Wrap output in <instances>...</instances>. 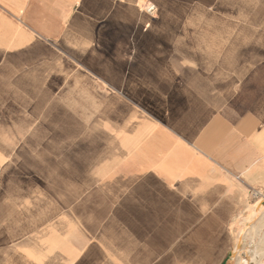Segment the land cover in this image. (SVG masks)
<instances>
[{
    "label": "crops",
    "instance_id": "0c3cea01",
    "mask_svg": "<svg viewBox=\"0 0 264 264\" xmlns=\"http://www.w3.org/2000/svg\"><path fill=\"white\" fill-rule=\"evenodd\" d=\"M141 1L167 21L188 3L0 0V84L19 70L27 93L83 102L36 125L34 155L4 158L0 264H227L249 194L264 210V60L220 77L219 61L157 43ZM175 244L195 256L166 255Z\"/></svg>",
    "mask_w": 264,
    "mask_h": 264
},
{
    "label": "rangeland",
    "instance_id": "374dc122",
    "mask_svg": "<svg viewBox=\"0 0 264 264\" xmlns=\"http://www.w3.org/2000/svg\"><path fill=\"white\" fill-rule=\"evenodd\" d=\"M172 1L177 3L180 0ZM240 1H242V4L238 5ZM243 1L246 2V9L243 8ZM151 6H154L155 9L153 13H148L147 9ZM139 9L142 13H146L151 18H154L157 30L165 29L166 33H161L162 35L157 36V43L185 45L191 51L199 45L203 46L202 54L190 51L185 54L188 57L187 59L203 60L205 64H208L207 62L219 61L220 68L210 70L219 72L220 77H236L238 73L242 76L245 68H248L249 65L255 66L254 68L256 69V66H259V63L264 60V52L258 47L259 32L264 30V0H188V3H177L170 6L168 13L171 10L173 15L170 18L171 20L168 21L159 19L160 13H163L164 10H161L157 4L141 1ZM243 13H245V19L241 18ZM213 40L217 44H220V46L214 48L208 47ZM229 46L231 47L229 48ZM179 55L178 53H172L173 57ZM213 56H216V58ZM228 61L237 62V67H240V69L234 70L228 68ZM18 71L12 70L11 86L0 84V236L4 235L5 223L7 222L8 226L10 225L9 213L7 215L5 212L4 205L3 181L4 162H6L4 158L8 157L7 161L19 158L20 151L23 148L24 150L27 148L29 155H34L35 147L31 148L30 142L34 143L35 141L36 125L43 124L45 128L50 126L54 119L51 113L52 110L61 111L72 109L77 107V105L79 107L83 105V102L79 101L69 102L65 100L43 99L50 96L44 94L47 86L44 90L39 88L33 93H27L25 88H20L19 85L13 83L18 79L15 76V73ZM34 71L35 69H28V72ZM0 72L2 73L4 70L0 69ZM3 80V77L0 78V81ZM5 91L8 92L6 95ZM4 96L11 98L5 100ZM37 114L38 116H36ZM21 124L23 127H21ZM22 146L23 148H21ZM12 165L19 167L16 164ZM249 195L247 198L248 206L245 207L246 212L237 214L239 223L236 224V229L231 230L232 232L234 231L237 243L240 235L249 229L250 223L248 222V217L251 216L252 219L256 217L255 212H251V209L261 202V199L255 198L254 194L251 193ZM190 231L188 230V233ZM177 248H182V253L176 252L175 254L174 252ZM196 248L197 246L194 244H175L167 248L166 255H181L191 258V256H195ZM233 256L234 254L231 255L227 264L235 263ZM147 262L153 264L158 261ZM185 262H188V264L218 263L217 260L191 259L185 260Z\"/></svg>",
    "mask_w": 264,
    "mask_h": 264
},
{
    "label": "bare ground",
    "instance_id": "6f19581e",
    "mask_svg": "<svg viewBox=\"0 0 264 264\" xmlns=\"http://www.w3.org/2000/svg\"><path fill=\"white\" fill-rule=\"evenodd\" d=\"M252 211L255 212L256 217L255 219H252L251 216L248 217V222L250 223V227L249 229H247V231H245V233H242L239 237L240 239L234 250V256H233V259L235 262L234 264H264L263 263V260H264V210L260 207V205L257 204L251 209V212ZM216 249L219 250V248H216Z\"/></svg>",
    "mask_w": 264,
    "mask_h": 264
},
{
    "label": "built area",
    "instance_id": "2783aa9c",
    "mask_svg": "<svg viewBox=\"0 0 264 264\" xmlns=\"http://www.w3.org/2000/svg\"><path fill=\"white\" fill-rule=\"evenodd\" d=\"M155 7L154 6H151L150 8L147 9L148 13H153Z\"/></svg>",
    "mask_w": 264,
    "mask_h": 264
}]
</instances>
